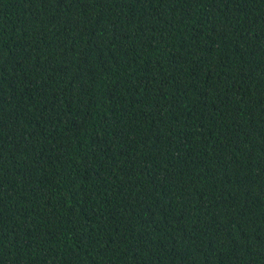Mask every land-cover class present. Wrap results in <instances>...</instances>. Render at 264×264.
Here are the masks:
<instances>
[{"label":"trees","instance_id":"obj_1","mask_svg":"<svg viewBox=\"0 0 264 264\" xmlns=\"http://www.w3.org/2000/svg\"><path fill=\"white\" fill-rule=\"evenodd\" d=\"M0 264H264V0H0Z\"/></svg>","mask_w":264,"mask_h":264}]
</instances>
